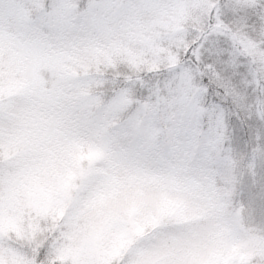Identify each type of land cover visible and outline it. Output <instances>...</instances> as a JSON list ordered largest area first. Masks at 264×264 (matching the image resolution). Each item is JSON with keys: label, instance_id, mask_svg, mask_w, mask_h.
Instances as JSON below:
<instances>
[{"label": "rangeland", "instance_id": "1", "mask_svg": "<svg viewBox=\"0 0 264 264\" xmlns=\"http://www.w3.org/2000/svg\"><path fill=\"white\" fill-rule=\"evenodd\" d=\"M201 22V6L181 0L159 15L139 11L133 33L94 54L21 53L0 38V237L25 244L60 228L49 264H264V217L251 204H234L243 175L239 153L219 172L215 198L203 180L188 186L183 175L132 173L124 166L112 167L110 179L84 192L103 149L64 137L34 116L33 93L69 100L94 93L99 83L73 87L69 78L125 64L158 67L165 54L175 63L170 45ZM240 42L245 50L256 47L252 39ZM101 102L97 95L94 103ZM0 264L33 261L0 246Z\"/></svg>", "mask_w": 264, "mask_h": 264}, {"label": "snow or ice", "instance_id": "2", "mask_svg": "<svg viewBox=\"0 0 264 264\" xmlns=\"http://www.w3.org/2000/svg\"><path fill=\"white\" fill-rule=\"evenodd\" d=\"M180 2L0 0V38L11 39L21 53L85 49L94 54L133 33L139 11L159 15ZM195 2L202 22L170 45L175 63L165 54L158 67L125 64L69 78L66 83L73 87L99 83L94 93L69 100L33 93L34 116L61 128L64 137L103 149L104 157L85 178L84 192L110 179L112 167L124 166L132 173L183 175L188 186L203 180L206 193L215 198L219 172L239 153L243 175L234 204H251L264 217V0ZM245 38L256 47L245 50L240 42ZM59 231L25 244L0 237V246L27 254L33 264H49Z\"/></svg>", "mask_w": 264, "mask_h": 264}]
</instances>
